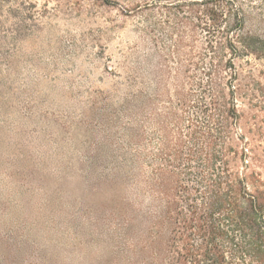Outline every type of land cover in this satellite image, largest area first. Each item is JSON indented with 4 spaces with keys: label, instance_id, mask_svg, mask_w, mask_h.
I'll return each instance as SVG.
<instances>
[{
    "label": "rangeland",
    "instance_id": "1",
    "mask_svg": "<svg viewBox=\"0 0 264 264\" xmlns=\"http://www.w3.org/2000/svg\"><path fill=\"white\" fill-rule=\"evenodd\" d=\"M219 1L0 0V264H146L133 155L150 175L211 80L235 91L239 169L264 178V58L220 53Z\"/></svg>",
    "mask_w": 264,
    "mask_h": 264
},
{
    "label": "trees",
    "instance_id": "2",
    "mask_svg": "<svg viewBox=\"0 0 264 264\" xmlns=\"http://www.w3.org/2000/svg\"><path fill=\"white\" fill-rule=\"evenodd\" d=\"M226 3L233 25L220 53L264 58V35L245 30L247 8L264 20V0ZM230 82L223 83L228 99L220 80L202 90L189 133L178 135L173 149L152 160L150 175L144 170L146 156L133 155L135 196L145 184L148 206L143 211L133 205L131 226L136 248L144 237L146 264H264V178L238 167L243 154L234 150L238 146L231 137L236 106ZM175 117L178 124L184 121L183 115Z\"/></svg>",
    "mask_w": 264,
    "mask_h": 264
}]
</instances>
